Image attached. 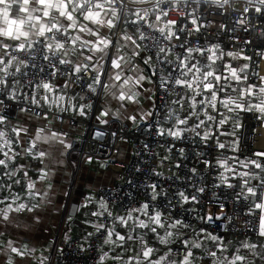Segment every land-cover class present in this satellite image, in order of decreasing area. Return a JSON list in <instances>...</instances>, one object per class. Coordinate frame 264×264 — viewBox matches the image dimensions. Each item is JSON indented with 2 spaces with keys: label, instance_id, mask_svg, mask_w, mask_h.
I'll list each match as a JSON object with an SVG mask.
<instances>
[{
  "label": "snow or ice",
  "instance_id": "6c2138e0",
  "mask_svg": "<svg viewBox=\"0 0 264 264\" xmlns=\"http://www.w3.org/2000/svg\"><path fill=\"white\" fill-rule=\"evenodd\" d=\"M234 3L0 0V264H264V149L237 135L264 126V0ZM90 120L84 152L72 130ZM129 132L145 142L127 191L73 204L82 167L117 166L100 138ZM173 159L183 179L157 170ZM70 208L81 235L40 244Z\"/></svg>",
  "mask_w": 264,
  "mask_h": 264
},
{
  "label": "built area",
  "instance_id": "2783aa9c",
  "mask_svg": "<svg viewBox=\"0 0 264 264\" xmlns=\"http://www.w3.org/2000/svg\"><path fill=\"white\" fill-rule=\"evenodd\" d=\"M242 6H245V0H236V3H234V5H233V7H242ZM172 18L173 19L177 18L175 13L173 14ZM238 34L239 35H248L247 33H238ZM262 36H264V34H262L257 28H255V27L251 28V35L249 38L252 39L254 42L260 43ZM258 70L260 71V73L262 75H264V64H261L259 66ZM94 125H95V121L90 120L88 122L81 123L78 128H75L72 130L78 134L75 137L77 140L84 141V143H81L79 145L80 149L83 150L84 152H91L93 144L97 143V141L93 140V138L90 134L92 131V127ZM112 127L115 128L116 125H113ZM237 135L241 136L242 142H244V141L247 142L245 147H244L245 153L250 154L251 151L264 149V145L260 144V141H261L260 136L264 135V126H261L260 123L255 119L254 116L250 117L246 121L245 127L243 129L239 130ZM127 136H128V138H127L126 142L120 141L117 139V140H114L112 143H108L107 137H101L100 138V140L104 141V143L106 144V147H104V148L98 147L97 153L101 157H103L104 155H108V157L113 160V163H115L117 165L116 167H112L111 165H109V168H108V170L114 172L117 176L115 183L108 186L110 190L113 188V185H117V186H119L116 189L117 191H127V185L125 184V180L128 176V170L131 168V165L133 163H135L138 158H140V157H138V153L141 151V146L145 141L143 139L138 141L136 139V133H134V132H129L127 134ZM157 139H159V138H157ZM263 141H264V138H263ZM126 145H128L130 147L131 153L129 154L128 159L120 160L119 159L120 152L122 151V149ZM75 146L76 145H74V147ZM113 146H115V150H118V153H119L118 156H116L115 151L113 150ZM152 148H153V151L155 153H158L160 157H163L165 155L166 146L157 145L155 143V141L153 140L152 141ZM78 155H79V153L74 154V158H76ZM147 155L151 156L152 153H148ZM172 155L174 156V153ZM145 162L151 163V161L147 160V159L145 160ZM121 163L124 165L123 167L120 166ZM174 163H175V160L173 159L171 161V163L166 164L164 166H161L157 170L164 172L165 176H172V175L178 174V175H180L181 179H183L182 172H178L175 168L171 167V165ZM201 167H202V165H201ZM169 169H171V170L169 171ZM240 170H244V169H240ZM77 177H78V175H77ZM77 177H76V179H77ZM177 183L179 184V181H177ZM101 189L103 190V187H101ZM73 190L74 189H72V192H73ZM72 192H71V198H72ZM72 203L75 204L77 202L72 199ZM228 203L231 205L232 201L229 200ZM212 210L214 211L215 208H212ZM69 211H71L72 215H73L72 225H69V223H65L63 220V217H60L58 226L56 228L57 230H56L53 238L60 236L62 239L63 232L67 228L72 229L71 235L73 237L81 235V227H80V224L77 222L80 220L76 219L78 212L75 209H71V208L69 209ZM228 214L232 215L231 209L228 210ZM240 222L242 223V218L240 219ZM199 226L200 225H197V227H199ZM232 238L234 240L237 239V237H232ZM239 238H241V237H239ZM88 264H92V262L89 261Z\"/></svg>",
  "mask_w": 264,
  "mask_h": 264
},
{
  "label": "crops",
  "instance_id": "0c3cea01",
  "mask_svg": "<svg viewBox=\"0 0 264 264\" xmlns=\"http://www.w3.org/2000/svg\"><path fill=\"white\" fill-rule=\"evenodd\" d=\"M131 153L130 147L128 145L124 146L122 151L120 152L119 159L120 160H126L128 159L129 154ZM116 174L110 170H104L101 169L98 163H93L91 165H86L81 168L80 173L78 174V177L76 179V187L73 188L72 192V199L76 202L82 201L84 196L87 194L89 190V185H95L99 183L101 187L105 183L109 185H112L116 181ZM61 180H63V177H61ZM64 183H68V181H64ZM92 208L85 209V212H91ZM77 220H81V214L78 212V215L76 217ZM60 218L53 220H47L46 224L51 228L50 232L46 233H37L38 241L40 244H46L48 239L53 238L54 234L56 232V228L58 226ZM69 225H72V223H69ZM91 231V229H88ZM229 239L234 240L232 237H229ZM239 239H242L239 238ZM35 242V241H34Z\"/></svg>",
  "mask_w": 264,
  "mask_h": 264
},
{
  "label": "bare ground",
  "instance_id": "6f19581e",
  "mask_svg": "<svg viewBox=\"0 0 264 264\" xmlns=\"http://www.w3.org/2000/svg\"><path fill=\"white\" fill-rule=\"evenodd\" d=\"M263 138H264V135H263V136H260V140H261V141H260V144H261V145H264Z\"/></svg>",
  "mask_w": 264,
  "mask_h": 264
}]
</instances>
